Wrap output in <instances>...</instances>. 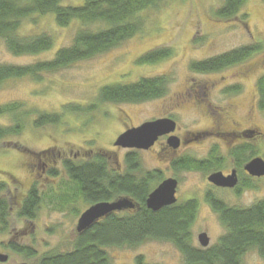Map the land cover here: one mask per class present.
Masks as SVG:
<instances>
[{"label": "rangeland", "instance_id": "1", "mask_svg": "<svg viewBox=\"0 0 264 264\" xmlns=\"http://www.w3.org/2000/svg\"><path fill=\"white\" fill-rule=\"evenodd\" d=\"M63 3L78 5L82 0H63ZM222 4L223 0H164L159 7L139 14L144 21L143 31L109 51L53 73L43 72L41 81L26 76L9 78L0 85V107L21 103L23 109L30 112L19 133L0 139V181L5 180L8 187L2 197H6L11 206L8 231L0 232V252L8 259L0 264L34 262L6 248L10 241L33 246L39 254L72 248L78 219L90 205L77 198L76 186L64 171L62 162L64 159L92 160L102 155L112 170L124 171L128 148L114 143L127 128L170 114L177 122L175 133L183 140L178 156H193L198 160L208 156L217 140L214 135L204 140L191 139L193 134L255 129L259 132L255 136V154L264 158V110L255 103L259 94L257 79L264 74V0H248L239 16L231 19L216 15ZM244 14H247L245 22L240 20ZM79 29L77 21L67 27L59 26L53 14L26 18L20 34H50L54 38L53 48L38 55H15L0 39V64L28 65L52 59L59 48L72 44ZM259 43L262 50L237 66L209 73L191 70L195 61ZM158 48H170L172 55L152 64L138 62L142 55ZM247 62L255 63L253 73L247 79H236V73ZM160 75L168 80L167 93L162 98L138 103L99 102V89L106 84L132 83L142 77ZM235 82L242 90L230 96L225 88ZM208 83H216L217 87L208 90L205 96ZM186 90H190V99L181 106L171 107L170 100ZM228 104H234V108L219 123L210 114L211 110L215 106L228 108ZM69 105L85 108L95 105V108L78 113L65 112ZM41 112L65 114L59 124L36 127L35 120ZM12 117L9 113L0 115V126L13 128L16 121ZM44 150L48 152L37 155ZM139 155L143 170L159 169L163 178L179 180V203L198 199L194 244L202 247L198 236L203 232L210 237V245L215 244L226 233V228L205 201L208 171L175 170L170 164L174 154L171 150L163 151L162 144L151 151H140ZM250 157L247 155L245 162ZM231 165L227 162L224 168ZM51 169L57 170L56 177L48 174ZM35 183L43 198L38 216L34 221L20 219L16 210L20 198ZM255 184V187H245L239 195L232 190H219L218 193L230 205L249 207L264 200V178H259ZM109 252L112 264H137L139 256L147 264H185L181 252L167 241L149 240L136 248L114 247ZM243 264H264V258L253 250L245 255Z\"/></svg>", "mask_w": 264, "mask_h": 264}, {"label": "trees", "instance_id": "2", "mask_svg": "<svg viewBox=\"0 0 264 264\" xmlns=\"http://www.w3.org/2000/svg\"><path fill=\"white\" fill-rule=\"evenodd\" d=\"M164 0H82L78 5H66L63 0H0V39L15 55H38L47 52L54 45V38L47 33L22 36L23 21L34 15L53 14L57 24L67 27L79 22L80 29L71 45L59 48L52 59L40 60L28 65L0 64V85L9 78L32 77L42 80V73H53L98 54L105 53L121 42L144 30L139 14L159 7ZM248 0H223L216 11L222 19L239 16ZM240 18V17H239ZM247 14L240 19L245 22ZM93 26H97L94 28ZM262 50V45L239 47L191 65L194 72H215L237 64ZM172 55L170 48H158L142 55L139 63L152 64ZM167 77H142L132 83H109L99 89L100 103H138L162 98L167 93ZM259 108L264 110V75L258 80ZM21 103H10L0 107V115L11 114L16 121L14 127L0 126V139L19 133L27 120L29 111ZM95 108L79 105L66 106L69 112H81ZM64 112V114H65ZM64 114L41 112L35 120L36 127L62 122ZM27 116V117H26ZM48 152L44 150L37 153ZM126 171L115 172L108 160L97 155L92 160H63V169L76 186L77 198L88 205L101 201H113L130 197L135 207L110 213L88 229L78 232L69 250L52 249L42 254L33 246L10 241L6 248L33 259V264H112L109 249L136 248L146 241L158 240L173 243L183 255L185 264H243L250 251L264 258V200L249 207L231 206L207 197V201L219 214L226 233L208 247L194 244L193 225L197 219L198 199L165 206L154 211L147 207L146 200L154 188L163 180L157 171L143 170L139 155L127 153ZM173 164V163H172ZM41 165V164H40ZM178 170L209 171L214 165L203 159L195 161L184 156L175 162ZM43 166V165H41ZM174 166V164H173ZM57 176V170L48 173ZM7 182L0 181V232L8 231L11 206L3 196ZM41 190L33 184L20 198L17 216L23 220H36L42 203ZM79 211V209H77ZM137 264L144 263L143 257L136 258Z\"/></svg>", "mask_w": 264, "mask_h": 264}, {"label": "flooded vegetation", "instance_id": "3", "mask_svg": "<svg viewBox=\"0 0 264 264\" xmlns=\"http://www.w3.org/2000/svg\"><path fill=\"white\" fill-rule=\"evenodd\" d=\"M248 59L249 58H247L244 61H241L237 64H234L230 67H234V66H237L241 63H244ZM254 64L255 63H248V62L245 63L244 66H241L239 71L236 73L235 78L239 77V78H246L247 79V77L250 76L253 73V70L255 69ZM227 68H229V67H227ZM227 68H225V69H227ZM215 72H219V71H215ZM262 75H264V74H262ZM259 78L257 79V87H258ZM216 87H217L216 83H210V84L208 83V86L205 87L204 95L207 96L208 90L215 89ZM190 90H186L184 92L176 94L175 97H173L170 100L171 101L170 106L171 107H174V106L178 107V106H181L180 104H182L183 102H186L187 100H189L190 95H191ZM241 90H242V86L237 82H235L233 84H228L227 87L225 88L226 93H228L230 96L240 94ZM259 100H260V96L258 94L256 101H255L257 107H259ZM209 108H211V105H209ZM233 108H234V104H228V108H226V106L221 107V108L215 106V109H212L210 114H212L216 120H219V123H222V121H224L228 117V115L230 114V111H232ZM166 117L174 120V118L170 114H165L164 116H160L159 118H166ZM159 118H157V119H159ZM234 124H237V123L234 122ZM133 127H136V126H133ZM130 128H132V127H130ZM127 129H129V128H127ZM176 130H177V127H176ZM176 130H175V132H176ZM175 132H173L171 134L176 135ZM171 134L163 135L162 137H159L158 140L154 143V145L148 149L128 148L127 153L136 152L139 155L140 151H151L152 149H154V146L156 147L158 144H162V150L163 151L171 150L172 153L174 154V157H173L172 161L170 162V164L172 166L174 164L173 168L176 170V168H178V166L175 165V162H178L182 157H184V155L178 156V150H179L181 144H183V140H181V137H179L177 135L180 138V146L177 149H175L168 144V139H169ZM211 135L215 136V139L217 140V142L212 145L208 156L201 158L205 161L206 164H210V165L213 164L214 165V167H210L212 170L211 171L209 170L208 174H207V181L209 184V188H208V191L204 195L205 201L208 202L207 197L209 196L210 198L220 200V201L225 202L226 204L230 205L225 200L224 197L219 195V193H218L219 190H229V191L232 190V191H235V193L237 195H239L240 191H243L245 189V187H255L256 186L255 183L257 182V180L259 178H264V177H257V176L251 175L245 168V166L250 162V160L252 158L257 157L255 154V136L259 135V132H257L255 129L253 130L250 128H245V129H242L239 131L235 130L232 132H219V133H216L214 131H204V132H199L198 134H193L191 139H195V140H202L203 139L204 140L208 136L213 137ZM161 139L163 141H161ZM164 141H166V142H164ZM188 141L189 140H187L186 142H188ZM249 154L251 157H250V159H248L245 162V158ZM190 157L194 161L196 159H198V158H195L193 156H190ZM139 158H140V155H139ZM227 162H231L232 165L230 168H228V167L224 168ZM32 166H31V168H32ZM126 169L127 168H125L123 172H125ZM157 170L161 173V171L159 169H152V170L147 169V171H157ZM216 172L222 173L225 177L232 176L234 179H236V184L232 187L215 185L214 183H212L208 180V177L212 173H216ZM173 178H176V177H173ZM164 179H166V178H163V180ZM209 205L212 207V205L210 203H209ZM231 206H233V205H231ZM238 207H242V206H238ZM212 209L214 210L213 207H212ZM214 212H216V211L214 210Z\"/></svg>", "mask_w": 264, "mask_h": 264}, {"label": "water", "instance_id": "4", "mask_svg": "<svg viewBox=\"0 0 264 264\" xmlns=\"http://www.w3.org/2000/svg\"><path fill=\"white\" fill-rule=\"evenodd\" d=\"M176 121L171 118H159L142 123L139 126L132 127L119 135L115 141V146L134 149H148L154 145L159 137L175 132ZM168 144L177 149L180 146V138L171 134ZM246 170L253 176L264 177V158L255 157L246 166ZM208 180L218 186L232 187L236 184V179L232 176L225 177L222 173L216 172L209 175ZM179 181L176 178L169 177L164 179L148 196L146 205L148 208L157 211L165 206L176 204L177 189ZM135 207V202L130 197H121L113 201H101L88 207L81 213L77 231L82 232L101 218L110 213L120 212L125 209ZM201 246H210V237L206 232L198 236ZM8 256L0 252V261H7ZM28 264V263H20Z\"/></svg>", "mask_w": 264, "mask_h": 264}]
</instances>
